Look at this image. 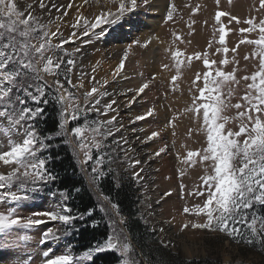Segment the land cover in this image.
<instances>
[{"label":"snow or ice","instance_id":"snow-or-ice-1","mask_svg":"<svg viewBox=\"0 0 264 264\" xmlns=\"http://www.w3.org/2000/svg\"><path fill=\"white\" fill-rule=\"evenodd\" d=\"M219 2L220 0H216L217 4ZM21 3L26 5L27 14L18 6ZM37 3L44 11L56 8L60 16L68 15L67 9H73L75 11L74 22L72 19L68 21L71 28L79 29L83 36H89L91 33L101 37L107 35L105 28L101 25H106L108 29L116 25L122 27L121 21L138 7L137 0H95L94 7L99 11L93 21L87 19L72 2L62 6L64 11H60V6L55 4H45L44 0H37ZM84 3L87 4L88 0H84ZM143 3L147 4L148 0H143ZM113 5L116 8L115 11H112L111 6ZM170 8L172 10L167 13L168 21L173 19L175 5H170ZM260 9L264 10V0H260ZM34 12L33 4L27 3V0H0V120L8 121L9 134L7 150L0 147V162L12 169L6 174L0 173V205L8 206L6 212L0 211V249L9 251L18 249L21 242L32 239L27 234L11 239L13 229L31 230L46 221L59 222L64 226L65 235H67L73 228L74 222L85 215L84 213L80 216L72 214V209L67 204L69 196L66 194L62 196L55 210L33 214L35 217L46 219L33 218V216L23 218L17 214L20 209L16 206H23L26 202L33 200L34 194L40 191L41 185L51 183L57 178L46 166L50 156L40 155L52 147L48 141L54 137H64L63 143L67 144L70 142L69 137L73 138L71 141L75 145L73 155L79 163L80 170L88 175L93 187L98 188L102 180L113 171L110 167L112 159L104 151L107 145L103 140L113 135L112 129L108 126L113 124L115 117L107 121L90 123L88 113L97 112L106 115L110 110H114L112 104L115 101L105 104L101 112V109L97 107L100 104V98L93 100V94L104 97L108 93L99 92L94 86L91 91L84 93L85 106L80 105L77 97L64 87L60 79L63 77L71 87H83L82 83L78 86L72 84L70 78L71 66L74 64L71 58L72 53L67 52L62 46L67 41L61 40L60 43H53L52 37L60 39L57 35L59 25L56 31H50L49 25L53 21L49 20L45 24ZM225 15L228 14L217 12L216 21L220 22L221 17ZM236 20L237 17L232 15L228 23ZM243 23L248 27H241L239 29L241 33L256 32L258 29L259 38H243L239 43L257 46L258 51L255 55L260 57L258 70L250 77H243L244 81H251L246 85L243 107L241 103L231 102L234 92L231 85L239 83L236 79V69L224 71L216 68L215 75H213L211 64L215 61H209L207 52L202 57L200 53L195 54L197 58L203 59L204 66L210 70L203 73L204 83L199 89L200 95L193 98V106L186 110L199 114L200 109H203L202 127L206 132L207 147L200 153L199 159L210 161L208 167L211 168V174H205L201 177L202 184L187 192L185 185L181 183L178 194L181 199L200 197L201 203H197L194 208L185 206L183 212L195 213L197 217L201 215L206 217L204 223L189 220L183 228L191 226L193 229L219 230L238 243L242 241L248 245H259L264 248V214L260 211L264 207V18L257 21L255 17H251ZM97 28H99L98 33L94 31ZM218 31L222 51L228 53L229 48L225 45L226 33L223 23L220 24ZM176 39L179 40V37L177 36ZM34 40H38L39 43H33ZM150 42V39L143 42L137 40L135 44L143 48L147 47ZM216 51H221V48H217ZM231 51L235 53L236 47H233ZM129 54L128 50L124 51L123 58L115 69L116 74L124 68ZM64 56L69 57L66 62ZM180 56L181 52L178 50L171 52V59L175 62L177 72V75L171 78L173 82L180 74L181 61L178 59ZM243 59L247 61L249 57L244 56ZM228 63L226 59L220 61V64ZM62 64L65 65L63 68ZM163 67L167 69L169 65L164 64ZM44 74L54 77V82L49 84ZM197 79H200L199 74H197ZM104 84H107V80ZM148 87L149 84L144 83L138 89L137 95L144 93ZM173 88L175 89V85ZM205 93H208L207 97ZM213 93L215 95H212ZM90 100H92L91 103H89ZM197 100L201 103L197 104ZM29 101L35 107H30ZM50 103L58 107L61 118L58 131L54 134L41 135L34 122L37 119L46 118L45 108ZM230 109L238 110L235 117L227 114ZM147 115L151 116L152 111L150 110ZM81 118L84 119V123L76 124L69 130V122L78 121ZM135 119L143 120L145 117L137 116ZM230 121H235L238 130H234L231 126L226 127ZM86 132H91L90 141L84 138ZM13 133L21 137L19 142L11 140ZM97 136L103 137V140H97ZM156 136L158 133L153 132L146 139L151 141ZM93 149L96 150L95 157ZM165 150V148H160L155 155L159 156ZM80 152H83V160L79 159ZM187 155L193 157L196 153L189 151ZM89 161H91L90 165ZM106 163L109 165L107 168H105ZM140 163L137 160L134 165ZM89 167L90 171H88ZM133 179H143V177L140 176V172H135ZM170 195V191L164 194V196ZM164 196L161 197L162 200ZM103 200L107 202V206L101 203L98 207L107 219L110 229L104 242L85 250L82 256L74 255L70 249L58 255L54 254L51 249L45 250L43 252L44 264H80L81 260L91 262L95 255L106 251L116 252L120 256L117 264H140V261L135 258L130 236L124 231L126 219L120 214L118 204L108 196H103ZM95 210L89 209L86 215H93ZM97 224L98 222L93 221V225ZM60 239L58 229L47 228L41 233L39 243L44 245ZM27 264H33L30 256L27 257Z\"/></svg>","mask_w":264,"mask_h":264},{"label":"rangeland","instance_id":"rangeland-1","mask_svg":"<svg viewBox=\"0 0 264 264\" xmlns=\"http://www.w3.org/2000/svg\"><path fill=\"white\" fill-rule=\"evenodd\" d=\"M44 1L46 2L47 0ZM149 2L150 0L145 4L143 0L137 1L138 7L123 22L122 34L117 32L115 34L112 31L108 36L106 35L109 39L107 49L116 48L118 45L119 49H122V53L125 50L130 53L135 45V40H133L131 35L135 33L136 36L137 34L142 36L147 27H152L160 42L162 41V48H160L159 53L160 61L154 67L149 64L143 67L142 70L145 73L148 71L152 72V75L147 74L150 79H152V76L155 78V75H157L154 81H158L159 78V80L162 79L164 82H162L163 85L160 88L150 83L152 87L150 89L149 87L147 88V93L143 97L140 96L141 94L139 97L137 91L145 82H137L136 85L140 84L139 87L137 86L138 89L134 90L131 88V93L130 89H128V98L124 102L121 101L118 105V113L124 115L142 101L140 109L151 110L152 118H148L149 115L144 116L142 114L143 111H141V113H137L135 117L129 120L125 119L123 123H115L117 115L110 114V111L106 115H101L97 112L88 113L90 123L92 121H107L115 117L113 124L108 126L112 129L113 135L108 136L106 140H103L101 136H97V140H103L107 145L104 151L112 159L110 167L113 171L109 174L112 175V180L117 187L126 181H132L135 184L139 190V195L136 199L137 215L146 228L155 232V237L159 243L171 252L180 254L186 260H203L209 264H262L264 263V248L259 245H248L242 241L238 243L219 230L193 229L191 226L183 228V225L189 220L196 223H204L206 222V217L202 215L197 217L195 213L183 212L185 206L194 208L197 203H201L200 197L181 199L178 194L181 183L185 185L187 192L193 188H198L202 184L201 177L205 174H211V168L208 167L210 161H201L199 159L200 153L207 147L206 132L202 127L203 109H200L199 114L186 110L193 106V98L199 97V89L203 87L204 83L203 73L210 70L204 66L203 59L197 58L195 54L200 53L202 57L207 52L209 61H215L214 64H211L213 75H215L214 70L216 68L224 71H230L232 68L236 69V79L239 83L231 85L234 88L231 102L233 104L241 103L243 107L245 103L243 96L247 91L246 85L251 83L250 80L244 81L243 77H250L258 70L260 57L255 55L258 51L257 46L248 45L247 43L240 44L239 41L243 38L258 39L259 30L257 29L256 32L251 33H241L239 29L248 27V25L243 23L248 18L255 17L257 21L264 18V10L260 9V0H220L219 4L216 3V0H165L164 4L159 8V14L152 13L148 9ZM27 3L33 4L34 14L40 17L41 22L47 24L49 20H52L51 9L50 11L40 9L37 0H27ZM173 4L175 5L173 19L168 21L167 13L172 10L170 5ZM18 6L27 14L26 5L21 3ZM217 12H225L228 15L222 16L220 22H217L215 19ZM151 15L152 17H150ZM232 15L236 16L237 20L228 23ZM193 21L195 22L193 23ZM237 21H240V23H237ZM221 23L225 26V45L229 48L228 53H224L222 46L219 44L218 29ZM53 24L54 22L49 25L50 31H53ZM101 27L106 28L107 26L101 25ZM94 31L98 33L99 28ZM105 31H108V27ZM57 35L60 39L52 37L53 43H60L61 40H64L61 33L58 32ZM177 36L179 40L176 39ZM81 37L82 42L80 43H82V46L67 40H64L67 42L62 45L67 52L72 53L71 58L74 64L71 66L70 78L72 84L77 86L81 84L82 78L84 79L87 75L86 73H79L77 76L74 74L79 62V53L87 46L86 44H89V42L85 41H94L95 38L101 41L105 39L100 38L101 36H94L91 33H89V36ZM32 42L39 43L38 40ZM233 47H236L235 53L231 51ZM217 48H221V51L217 52ZM76 49H79V51H75ZM177 50L181 52V56L178 58L181 61L180 74L177 76V80L173 82L171 78L173 75H177V72L175 62L171 59V52ZM59 55H63V53H59ZM131 55L132 68L129 71L123 68L120 72L123 71L125 79L133 78L135 74L136 76L141 74L140 77L142 79L141 67H137L133 59L134 52ZM244 56H248L249 59L245 61L243 59ZM68 58V56H64V61L66 62ZM121 58L113 61H120ZM111 59V57L108 58V60ZM225 59L229 63L220 64V61ZM164 64L169 65V68H164ZM64 66V64L61 65L62 68ZM80 74H83L84 77ZM197 74L200 75V79H197ZM44 78L49 84L54 82V77L52 76L44 74ZM60 79L64 87L74 94L80 105L84 107L85 92L82 91V88L71 87L63 77ZM126 85L128 84L126 83ZM173 85H175V89ZM163 90H169L170 92L163 94ZM212 95H215V93ZM207 96L208 93H205V97ZM134 97L135 99H133ZM91 102L92 100L89 101V103ZM199 103L201 101L197 100V104ZM104 105V100L100 99V104L97 107L101 109V112ZM29 106L35 107L30 101ZM237 111L236 109H230L227 114L235 117ZM137 116H144L146 121L136 120ZM146 122L147 126L144 128L143 123ZM83 123V118L78 121H70L68 128L70 130L76 124ZM7 125L8 121L6 119L0 120V147L5 150H7L9 144ZM230 126L234 127V130H238V125L235 124V121H230L229 125H226V127ZM153 132H157L158 136L148 141L146 138ZM10 138L14 142H19L21 139L20 136L14 133L11 134ZM84 138L90 141L91 132H86ZM72 140L73 138L69 137L70 142L68 144L73 152L75 145L71 142ZM160 148H165L166 150L156 156L155 153ZM189 151L196 153V155L188 157ZM40 155H43V153ZM95 155L96 150L93 149V156L95 157ZM169 157H171V167L166 164ZM79 159H84L83 152H80ZM137 160L141 163L134 165ZM186 160L188 161L187 163L185 162ZM88 163L90 165L91 161ZM107 167L109 165L106 163L105 168ZM141 169L143 171H140ZM11 170L10 166H5L3 162H0V173L6 174ZM88 171H90V167ZM135 172H140V176L143 179H133V173ZM84 174L89 181L88 175L85 172ZM45 186H40V191L34 194L33 200L26 202L23 206H16L20 209L17 213L18 215L23 218L33 216V218L46 219L35 217L33 214L56 209V205L66 193H47V190L44 193ZM169 191L171 195L164 196ZM162 196H164L163 200L161 199ZM101 202L104 203L102 199ZM7 207L6 205H0V211L6 212ZM47 228L58 229L61 239L41 245L39 243L41 233ZM25 234L31 236L32 239L27 242H21L18 249L14 251L0 249V264H27V257L29 256L33 264H44L43 252L45 250L51 249L54 254L58 255L70 249L67 235H65V228L59 222L46 221L31 230L13 229L10 238L16 239L19 235ZM138 260L140 264H150L143 256L139 257ZM85 262L86 260H81L80 264H85Z\"/></svg>","mask_w":264,"mask_h":264},{"label":"trees","instance_id":"trees-1","mask_svg":"<svg viewBox=\"0 0 264 264\" xmlns=\"http://www.w3.org/2000/svg\"><path fill=\"white\" fill-rule=\"evenodd\" d=\"M44 115L46 118L34 122L40 134L56 133L61 119L58 107L50 103L45 108ZM63 140L64 137H54L48 141L52 147L43 152L44 156H50L47 168L57 177L53 182L46 184L44 193L46 190L47 193L65 192L69 196L67 204L72 209V214L74 216L85 214L82 219L74 222L73 228L67 234V242L74 255L82 256L85 250L104 242L108 236L110 229L107 219L98 207L103 196H108L118 204L120 214L126 218L124 231L130 236L137 260L143 256L150 264H209L203 260H186L180 254H175L162 246L156 239L155 232L146 228L137 215L136 199L139 190L135 184L126 181L117 187L112 175L108 174L98 188L93 187L80 170L70 145L63 143ZM104 204L107 206L106 201ZM89 209H96L91 216L86 215ZM260 211L264 214V207ZM93 221L98 224L93 225ZM119 259L120 256L116 252L106 251L95 255L93 261H86L85 264H117Z\"/></svg>","mask_w":264,"mask_h":264},{"label":"bare ground","instance_id":"bare-ground-1","mask_svg":"<svg viewBox=\"0 0 264 264\" xmlns=\"http://www.w3.org/2000/svg\"><path fill=\"white\" fill-rule=\"evenodd\" d=\"M139 1V0H137ZM45 2V1H44ZM47 4H55L57 6H60V11H64V8L62 7L63 5L68 4L69 2L75 3L76 7L80 9L81 12L84 13L85 17L89 20L94 21V17L96 14H98V9L94 7L95 0H88V3L85 4L84 0H47ZM45 2V3H46ZM165 0H150L148 9L155 14H159V8L164 4ZM112 11H115L116 8L115 6H111ZM87 9V11H85ZM50 15L52 16V20H54L53 24V31L57 30V25H59V33H61L62 37L64 40H67L68 42L74 43L76 42L77 44H82V37L83 36L79 29H73L71 28L70 24L68 23L69 19H72L74 22L75 18V11L73 9H67L68 15L65 16H60L59 12L57 11L56 8H51ZM91 13V14H90ZM149 16V15H148ZM43 17V16H42ZM152 17V15L150 16ZM154 17V16H153ZM47 19V18H46ZM123 21H121V24L123 25ZM52 26V25H51ZM123 27V26H122ZM122 27L119 25L112 26L111 28L108 29L107 36L110 34V32H116L121 33ZM146 27V25H145ZM107 28V27H106ZM105 28V30H106ZM75 32V35L73 33ZM136 32V31H134ZM137 33V32H136ZM122 34V33H121ZM120 34V35H121ZM106 36V35H105ZM106 37H100V38H105L102 41L99 40L98 38H95L94 41H89L86 40L85 42H89V44H83L85 47L82 49V51L79 53L80 56L79 62L77 63V66L75 68V76H77L79 73H86V77L84 79L82 78V81L80 83L83 84L82 91L83 92H88L91 91L92 87H97L99 92H107L108 95L104 97H98V94L94 93V99L95 98H100L104 100L105 104L111 103L113 100L115 101L114 104H112V109L110 110V114L112 115H117L115 123H123V121L129 120L133 117L136 116L137 113H141L143 111V115L147 116V113L149 112L146 108L145 109H140V106L142 104V101H140L139 104H136L134 109L129 110L126 112L124 115H121L118 113V105L120 104L121 101H125L128 96H129V91L131 93V88L136 90L138 89L139 85H136L137 82H145V83H152L157 85V88H160L162 84V79L158 81H154L157 75H155V78L152 76V79L148 77V75H152V72L148 71L145 73L142 68L145 66H148L149 64H152V66H156L158 64V61H160V48L161 47V42L158 39L157 34L155 33V30L152 27H147L146 30H144V33L142 36L140 34L135 35L133 33L131 36L133 40L137 41H145V40H151V42L147 45V47H138L136 44L134 45L133 51L130 53L132 54L134 52V62L137 67H141V73H142V79L140 75L136 74L134 75L133 78L130 79H125L124 78V73L119 72L118 74L115 73L116 67L119 65V60L113 61L114 59H119L123 58V53L122 49H119V46L117 45L115 47H111L110 49H107V43L109 39ZM90 45V46H89ZM82 46V45H81ZM110 46V45H109ZM132 50V49H131ZM129 55V57L125 60V65L124 68L126 71H129L130 68H132L133 63L130 61L132 58V55ZM112 58L111 60H108V58ZM121 58V59H122ZM123 70V69H122ZM137 71V70H136ZM139 71V70H138ZM135 73V72H134ZM133 74V73H132ZM138 74V73H137ZM148 74V75H147ZM159 76V73H158ZM107 80V84H104V81ZM133 80V81H132ZM126 83L128 85H126ZM164 83V82H163ZM152 85H149V89L152 87ZM138 86V87H137ZM137 87V88H136ZM169 90H163L164 93H169ZM147 93V89H145V92L142 93L140 96L143 97ZM183 93V91H182ZM185 93V92H184ZM162 94V92H161ZM160 94V95H161ZM184 95V94H183ZM139 96V97H140ZM186 96V95H185ZM160 97V96H159ZM93 99V98H92ZM143 106V105H142ZM148 118H152V115L149 116ZM154 120V119H153ZM156 120V118H155ZM143 122L146 121V118L142 120ZM160 121V120H159ZM147 122L143 123V127L146 128ZM161 145V144H160ZM166 164L172 166L171 162V157H169L166 161Z\"/></svg>","mask_w":264,"mask_h":264}]
</instances>
